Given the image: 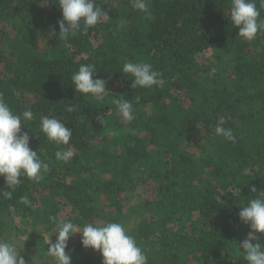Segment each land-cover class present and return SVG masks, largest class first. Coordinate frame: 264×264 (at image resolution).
Returning a JSON list of instances; mask_svg holds the SVG:
<instances>
[{
  "label": "trees",
  "instance_id": "16d2710c",
  "mask_svg": "<svg viewBox=\"0 0 264 264\" xmlns=\"http://www.w3.org/2000/svg\"><path fill=\"white\" fill-rule=\"evenodd\" d=\"M95 2L109 19L62 39L58 0H0V95L15 114L33 112L21 133L28 132L30 147L49 165L39 182L22 176L12 199L0 195V217L30 219L46 198L57 199L72 214L63 222L81 229L88 222L122 223L147 264H246L237 248L249 228L239 207L264 191V32L252 41L239 37L231 0H149L150 15L135 10L132 0ZM17 19L23 28L8 40L6 25ZM39 29L46 34L42 43ZM205 53L210 58L202 64ZM127 61L152 64L164 86L133 89L122 71ZM83 64L106 81L110 95L103 102L76 93L71 77ZM120 96L133 104L131 122L113 102ZM45 116L72 129L68 145L41 132ZM220 119L235 142L217 134ZM66 149L70 161L56 160ZM0 189L8 190L2 177ZM92 193L102 207L92 205ZM23 196L31 206L20 203ZM46 219L43 213L38 222ZM53 229L56 235L50 224L45 231ZM26 242L20 252L55 264L39 234ZM66 251L71 264H103L99 252L82 247L80 234Z\"/></svg>",
  "mask_w": 264,
  "mask_h": 264
},
{
  "label": "clouds",
  "instance_id": "9594fccd",
  "mask_svg": "<svg viewBox=\"0 0 264 264\" xmlns=\"http://www.w3.org/2000/svg\"><path fill=\"white\" fill-rule=\"evenodd\" d=\"M259 4L264 7V0H259ZM58 7L62 12V19L58 21L59 37L62 39L75 36L81 31L82 26L86 34L88 29L95 27L102 19H109L107 12L97 5L95 0H58ZM132 7L150 15L149 0H132ZM229 10L232 25L239 28V37L252 41L259 32H264V18H261L256 0H231ZM126 25L127 21L122 19L119 26L124 28ZM122 71L132 77L133 89H151L154 86L162 88L165 84L163 74L153 70L152 64L147 62L127 61L123 64ZM95 74L94 65L83 64L73 73L72 84L76 93L103 102L105 96L110 94L106 81L95 79ZM113 102L125 121L131 122L135 119L131 100L120 96ZM67 111H74V107H67ZM33 119L31 110L15 114L0 95V177L4 179L8 189L7 191L0 189V195L6 199H12L13 192L21 184L22 176L39 182L49 170L48 163L30 147L31 137L28 132L21 133L22 120ZM224 123L223 119L218 121L217 134L226 141L235 142L233 130L224 127ZM40 126L41 132L49 141L65 146L69 144L72 129L60 119L45 116L41 119ZM72 156L73 152L70 149L58 150L55 153L56 160L65 163L70 161ZM252 191L256 192V189L253 188ZM20 203L31 206L27 196L21 197ZM239 209V219L248 226L249 232L239 242L237 251L242 253L246 264H264V244L259 242L258 235L264 234V191L256 198L248 200ZM76 234L81 235L82 247L100 253L103 264H147L148 258L144 250L122 223L108 222L97 225L88 222L81 229L71 221L60 223L55 243L49 241L48 255L54 259L55 264H71L72 257L66 249L68 241ZM0 264H25L13 238L0 241Z\"/></svg>",
  "mask_w": 264,
  "mask_h": 264
},
{
  "label": "rangeland",
  "instance_id": "374dc122",
  "mask_svg": "<svg viewBox=\"0 0 264 264\" xmlns=\"http://www.w3.org/2000/svg\"><path fill=\"white\" fill-rule=\"evenodd\" d=\"M32 19V18H31ZM23 28V22L19 19L12 21L11 23L6 25L5 32L7 34V39L10 40L16 36V34ZM40 33V41L43 42L46 34L45 31L39 29ZM6 47L9 45L8 42H6ZM210 58V53H205L203 59H199V62L203 64L204 59ZM201 149V146L196 145L194 147V151L197 154L198 150ZM98 171V170H97ZM104 177H108L107 173L102 174ZM91 200L92 205L95 207H102V204H100V199L96 193L91 194ZM133 200V199H131ZM135 201L133 200L130 205H134ZM52 209V212L50 211ZM45 213L47 217V223L50 224L53 227H58L60 223H62L65 219H67L69 216H72L70 209L62 204H57V199H49L46 198L45 202L40 205L34 214L32 215V218L30 219H22L19 214H13L12 217L6 218V217H0V221L3 227L4 235L9 239L13 238V241L16 243L17 248H24V246L27 244V240L30 237H34V235L39 234L40 239H42L45 242H49L50 240L54 239V235L56 232V229H53L54 231L46 232L45 228L48 224H44L42 222H38L41 218V215ZM34 252V251H33ZM20 255H22L28 262L32 264H41L44 261L43 257H39L35 254H33L31 251L27 250L26 248L20 252ZM28 256L30 259H28Z\"/></svg>",
  "mask_w": 264,
  "mask_h": 264
}]
</instances>
